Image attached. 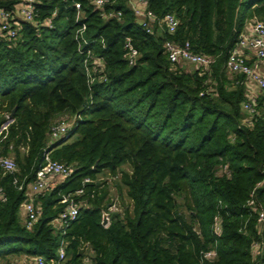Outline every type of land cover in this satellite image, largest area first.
<instances>
[{"label": "trees", "instance_id": "16d2710c", "mask_svg": "<svg viewBox=\"0 0 264 264\" xmlns=\"http://www.w3.org/2000/svg\"><path fill=\"white\" fill-rule=\"evenodd\" d=\"M20 1L0 0V9L12 11ZM74 2L81 6L78 21ZM126 2L105 7L122 14L105 19L91 0H37L36 21L51 18L50 29L22 23L15 39L0 36V156L16 163L13 174L0 170L6 195L0 261L52 259L66 241L67 264L81 260L84 246L95 264H200V252L210 248L217 255L202 264H264V230L246 207L262 179L264 96L247 122V83L224 69L245 22H264V0H148L159 18L177 16L171 37L156 29L146 34ZM81 25L88 41L82 50L104 61V81L87 80L75 41ZM125 38L139 53L132 66ZM166 39L188 41L215 62L207 70L172 65ZM65 114L74 119L67 136L50 141L51 124ZM45 154L72 172L38 196L41 216L26 229L19 219L26 196L13 181L30 183ZM102 173L131 205L106 228L101 212L110 196L107 182L97 179ZM78 190V217L63 230L53 228L62 198ZM257 198L264 203V188ZM215 217L219 236L212 231ZM256 243L262 250L253 255Z\"/></svg>", "mask_w": 264, "mask_h": 264}, {"label": "built area", "instance_id": "2783aa9c", "mask_svg": "<svg viewBox=\"0 0 264 264\" xmlns=\"http://www.w3.org/2000/svg\"><path fill=\"white\" fill-rule=\"evenodd\" d=\"M116 0H91L93 7L100 12L102 18L117 17L121 18V12H104L103 9L111 6ZM37 0H21L16 8L12 11L0 9V36L4 39H15L21 30L22 23L31 24L34 28L52 27L51 18H48L41 23L36 21L38 14L36 10ZM74 9L76 10L75 19L78 21L82 18L80 13V3L74 2ZM127 9L131 12L138 25L144 30L146 34H152L154 29L163 30L167 36L171 37L175 34L179 24L178 18L175 14L169 13L159 18L153 13L149 7L148 0H127ZM86 27L81 25L75 33V41L77 43V51L80 54H85L83 66L88 82L91 84L96 77L105 80L104 61L96 57L91 49L83 51L84 45L88 44L84 36ZM104 42L101 41V45ZM104 47V45H103ZM124 49L126 50L125 59L128 64L132 66L139 55L137 49L133 47L129 38H125ZM164 54L172 65L186 66L191 65L192 68L209 69L214 64V58L204 56L199 53H194L191 50V45L188 41L177 42L173 39H166L163 42ZM224 69L230 76L241 75L247 83V86L253 88V92L247 93V101L243 105V111L248 114L249 120L255 114L258 96L254 94V89L257 93L264 94V22L253 21L247 24L241 33L237 36L233 47L228 53L225 61ZM8 117V116H7ZM247 119V122L249 121ZM74 121V119H73ZM71 128V123L67 119H60L53 122L49 128L50 140L56 141L62 137L67 136ZM44 164L36 171L35 178L26 186L14 180L13 184L18 191H24L26 200L21 208L24 212L23 225L26 229H31L39 220L41 216V207L36 204V199L49 192L57 183L66 179L72 172V167L64 165L59 162L50 160L49 155H44ZM0 170L4 173L13 174L16 170V163L11 157L0 156ZM221 173L226 175L229 172L226 166H223ZM262 179L257 182L253 188L250 198L246 204L252 212L256 214L257 225L260 230H264V203L258 200L257 191L264 188V162L261 168ZM90 182L85 179L83 183ZM82 190H78L74 195H68L62 198L61 204L64 205L63 210L58 217L51 222L55 229L63 230L71 222L76 220L79 214L82 202L74 200V196L82 194ZM6 200L5 192L0 188V202ZM115 210V205H110L107 210L101 212V226L106 228L110 223V212ZM220 219L215 217L212 231L215 236L220 235ZM67 242L63 241L61 246L52 259H47L44 256L32 257L33 264H67L68 257L66 254ZM262 250V244L256 243L252 247V254L256 255L257 251ZM217 252L215 248H210L200 252V264L206 260H212L216 257ZM12 264H27L26 260L19 259ZM77 264H95L90 255H85Z\"/></svg>", "mask_w": 264, "mask_h": 264}, {"label": "rangeland", "instance_id": "374dc122", "mask_svg": "<svg viewBox=\"0 0 264 264\" xmlns=\"http://www.w3.org/2000/svg\"><path fill=\"white\" fill-rule=\"evenodd\" d=\"M253 21H259V20H247L245 22L244 27L250 23H252ZM185 67L187 68H191V65H186ZM254 94L258 96V98H262L264 96L263 93H257L256 90L254 89ZM264 107V106H263ZM247 119L249 118L248 114H247ZM60 119H67L69 123L72 124L73 122V118L71 116L68 115H63V116H59L56 120H54V123L57 122ZM10 121V120H8ZM7 126H3L1 129H5ZM50 140V138H49ZM73 140V139H72ZM51 141V140H50ZM51 143V142H50ZM13 159L12 156H9ZM124 169H127V167H124ZM98 181L99 182H107L108 184V188H109V198H110V205L114 204L115 205V210L111 211L110 214V218L112 215L114 214H119L120 216L123 215V212L125 211V209L127 208H131L130 202L123 196H121V193H119V191L117 190V187L115 186V181L113 180L112 177H110V175L108 173H102L101 175L98 176ZM109 205V206H110ZM108 206V207H109ZM107 207V208H108ZM0 264H4L3 261H0Z\"/></svg>", "mask_w": 264, "mask_h": 264}, {"label": "crops", "instance_id": "0c3cea01", "mask_svg": "<svg viewBox=\"0 0 264 264\" xmlns=\"http://www.w3.org/2000/svg\"><path fill=\"white\" fill-rule=\"evenodd\" d=\"M160 31L162 32V30H160V29H158V28L156 29V32H157V33H159ZM250 90H251V91H250ZM247 91H248L247 93H249V91H250V92H253V88H251V87L248 86V90H247ZM23 218H24V212H23V209L20 208V210H19V219H20L21 223H23ZM86 250H87V249H86ZM86 250H85V252L82 254L83 256H85V255H89L90 252L88 253ZM20 259H22V260H23V259L26 260V261H27V264H33V263H32V257H30V258L21 257Z\"/></svg>", "mask_w": 264, "mask_h": 264}, {"label": "water", "instance_id": "95a60500", "mask_svg": "<svg viewBox=\"0 0 264 264\" xmlns=\"http://www.w3.org/2000/svg\"><path fill=\"white\" fill-rule=\"evenodd\" d=\"M65 1V0H64ZM10 121H7V122H5L3 125H2V127L3 126H7V124L9 123ZM1 127V128H2ZM85 250H86V246H84L82 249H80L79 251H78V255L79 256H81L84 252H85Z\"/></svg>", "mask_w": 264, "mask_h": 264}]
</instances>
